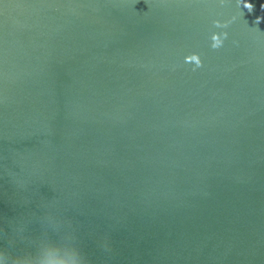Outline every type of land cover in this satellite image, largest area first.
<instances>
[{
    "label": "water",
    "instance_id": "obj_1",
    "mask_svg": "<svg viewBox=\"0 0 264 264\" xmlns=\"http://www.w3.org/2000/svg\"><path fill=\"white\" fill-rule=\"evenodd\" d=\"M66 248L264 264V0H0V264Z\"/></svg>",
    "mask_w": 264,
    "mask_h": 264
},
{
    "label": "clouds",
    "instance_id": "obj_2",
    "mask_svg": "<svg viewBox=\"0 0 264 264\" xmlns=\"http://www.w3.org/2000/svg\"><path fill=\"white\" fill-rule=\"evenodd\" d=\"M213 40L215 41L214 46H217L220 44V40L218 37L214 36ZM197 63H199V60L197 61ZM66 249L71 251V254L73 256L72 264H80V260L77 259V253L75 252V250L69 249V248H66ZM41 250L44 251L45 253L50 254V251H49L47 244L42 245ZM3 259H4V257L0 256V261H3ZM14 264H31V262L17 259L14 261ZM39 264H51V262L45 260V261H40Z\"/></svg>",
    "mask_w": 264,
    "mask_h": 264
}]
</instances>
